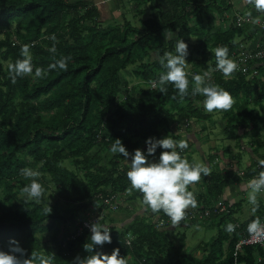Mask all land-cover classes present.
Wrapping results in <instances>:
<instances>
[{
    "label": "trees",
    "instance_id": "16d2710c",
    "mask_svg": "<svg viewBox=\"0 0 264 264\" xmlns=\"http://www.w3.org/2000/svg\"><path fill=\"white\" fill-rule=\"evenodd\" d=\"M97 3L0 0V250L8 251L9 241L15 239L26 250V258L34 252L50 258V264H71L75 257L89 254L83 246L90 231L79 233L82 222L103 213L100 222L111 228L112 243L105 244L102 251L110 254L119 248L128 264H264V247H245L235 256L244 232L231 234L225 227L236 223L238 205L226 203L227 213L205 221L159 228L158 220L168 217L146 209L141 194L129 190L124 160L110 151L116 139L130 153L135 149L146 152L148 137L183 139L179 124L210 123L218 112L226 136L238 142L236 155L228 147L221 152L234 161L228 167L242 165L243 155L248 153L242 144L250 132L255 146L252 163L243 179L233 169L219 170L220 154L210 156L205 163L210 174L202 176L203 190L189 189L196 196L195 208L212 207L231 183L256 176L260 171L257 159H264L259 144L264 142L258 140L264 131V62L255 67L257 73L252 77L237 71L229 78L210 72L211 82L234 98L227 111L207 113L200 95L189 92L181 100L171 84L164 93L152 86L165 71L159 58L164 52L174 54L175 39L188 45L186 61L191 69L187 66L186 70L191 82V74L215 68V48L227 47L232 58L237 40L245 39L249 28L237 27L235 17L227 19L225 30L218 23L233 6L230 0H137L139 8L150 11L148 18L140 19L139 27L124 16L123 24L103 23ZM168 30L175 39L165 40L163 33ZM53 34L56 52L50 53L53 41L49 37ZM25 44L31 45L34 70L47 69L62 56H70L67 70L57 68L41 77L33 72L12 83L9 64L20 58ZM129 75L138 83L131 85ZM186 142L188 148L181 153L184 158L193 146ZM161 151L157 149L149 160H158ZM23 167L41 172L45 193L40 203L25 202L21 194V188L29 183L19 175ZM113 197L112 204L123 198L127 203L139 201L145 211L137 215L138 211L123 209V202L114 210L105 203ZM48 206L51 212L45 210ZM250 209L252 214L242 223L244 231L253 219L264 221L262 199L255 209L250 204ZM115 213L129 214V224L119 226V220L112 217ZM181 227L218 232L187 253V235L176 233ZM128 237L131 246L126 243ZM195 252L202 256L196 257Z\"/></svg>",
    "mask_w": 264,
    "mask_h": 264
},
{
    "label": "clouds",
    "instance_id": "9594fccd",
    "mask_svg": "<svg viewBox=\"0 0 264 264\" xmlns=\"http://www.w3.org/2000/svg\"><path fill=\"white\" fill-rule=\"evenodd\" d=\"M257 11L264 12V0H251ZM163 36L166 41L173 40L174 33L171 30L164 31ZM53 41V46L49 48L50 53L56 52V36L49 37ZM31 45L25 44L20 48V58L9 64V78L12 83L18 77L26 74H33L36 77L47 75L49 71L55 69L67 70L70 56H62L54 63L48 65L47 69H41L32 63L30 52ZM215 68L204 71L200 74L187 72L189 55L188 45L183 39H175V52H164L160 56L159 62L165 69L152 82L153 87H159L164 93L168 84H171L181 100L185 96L200 95L203 97V109L207 113L214 111H227L232 108L234 98L231 93L219 85L211 82V71L220 72L225 78L230 77L238 68L235 60L229 57L227 47H217L214 50ZM159 55V54H158ZM146 152L135 149L129 152L121 140L116 139L110 148L114 154H119L127 167L125 173L130 185V191L135 190L141 194L142 203L146 209L153 213L162 212L166 215L173 226L179 224L185 218V210L189 207L195 208L197 200L195 194L189 190V186L199 182L201 177L210 174V167L205 164L190 162L181 153L188 148V143L184 139L175 140L172 135L164 138L148 137L145 140ZM157 149H161L158 160H149L153 157ZM260 171L256 176L247 182V200L254 206L258 205V194L264 192V159H257ZM19 175L28 180L21 194L25 202L34 201L40 203L45 193V189L39 180L41 172L32 167H23L19 170ZM46 211L51 212L48 206ZM102 216L89 226L90 236L88 242L84 244V249L89 253L86 257L77 256L71 264H128L127 256H121L120 249L114 248L110 254L102 251L105 244L112 243L111 228L101 223ZM238 225L227 223L225 231L232 233ZM247 232L252 239H257L264 235V224L259 218L253 219L247 225ZM100 251H94L95 249ZM0 264H50V258L32 252L30 258H26V250L20 246L19 241L12 239L9 241L8 251L0 250Z\"/></svg>",
    "mask_w": 264,
    "mask_h": 264
},
{
    "label": "rangeland",
    "instance_id": "374dc122",
    "mask_svg": "<svg viewBox=\"0 0 264 264\" xmlns=\"http://www.w3.org/2000/svg\"><path fill=\"white\" fill-rule=\"evenodd\" d=\"M112 0H107L106 5H110L109 8V13L110 16L107 17H101V21L103 23L107 24H114V23H120L123 24V16L130 22H132L135 26H140V19H146L148 18V15L150 14L148 8L143 7L139 8V5L137 3V0H114L113 2H110ZM244 0H230L233 4L230 10L224 11L227 15L230 14V16L234 15V9L236 8V5L242 3ZM221 3V0H220ZM252 9H255V7L252 4V8L246 7L243 11H241L242 16H248L251 14ZM218 11V10H217ZM144 12L145 15H140L139 13ZM254 12H258L255 10ZM259 13V12H258ZM258 13H254L253 15H257ZM231 19V18H230ZM200 20V19H198ZM199 22V21H198ZM207 21L204 20V26H206ZM106 24V25H107ZM215 25V23H214ZM250 29V28H249ZM225 30V29H224ZM175 39V36L174 38ZM241 39L237 40V43L239 42H245L244 39L239 41ZM246 43V42H245ZM248 44V43H247ZM156 59L157 56H154ZM191 65L188 66V71H190ZM197 74V73H193ZM199 74V73H198ZM211 75V73H210ZM130 76V75H129ZM254 76V75H253ZM252 77V76H250ZM229 78V77H228ZM127 80L130 82L131 85L137 84L138 79L133 78L130 76L127 78ZM185 122L189 123L186 124ZM181 125L179 124L178 130L180 135L183 137L184 140H189L193 143V146L191 147V150L188 152V155L185 157L188 159L190 162H195V163H200V164H207V159L210 156H215L220 154V157L222 158L221 161H218V167L219 170H226V169H233L234 171H245L247 167H249L252 163V148H254L251 143L253 141L252 139V132H250L249 136L244 140L243 142V148L242 150L245 153L242 158V165H240L239 168L233 166V167H228L230 163H233L234 161H231L229 159L224 158V155L221 153L224 148L228 147L232 150L233 154L238 153V146H237V141L230 140L225 134V128H224V123L222 121V116L217 112L214 113L213 116V121L208 122V123H203V124H198L197 121L190 122V121H185ZM242 133V131H241ZM240 133V134H241ZM259 141L264 142V131L260 132ZM261 145V150L264 149V144L259 142ZM190 156V158H188ZM206 159H205V158ZM147 159H149L147 157ZM205 164V165H206ZM247 182L248 181H242L241 183H231L230 187L226 189L225 194L220 198V201L226 203L228 200L230 201H235L234 199L236 198L238 202L240 203L242 200H245L248 203L247 200ZM202 186V177L199 182H196L193 185L189 186V189L192 191H202L203 187ZM52 192V191H51ZM50 194V192L47 194V196ZM257 199H262L264 201V192H261L258 194ZM54 202V201H52ZM124 204L123 209H127L129 211H138L137 215H142L143 212L145 211L144 206L139 204V201L136 202H131L127 203L125 199L123 198V201L121 199L117 200L118 205L120 203ZM237 202V201H235ZM237 202V203H238ZM243 204L242 205V212L244 216L242 219H247L250 217L252 214V210L250 209V204ZM131 207V208H130ZM136 215V216H137ZM112 217L116 220H119L120 223H118L119 226L127 225L129 224L130 221H127L129 214H124V213H115L112 215ZM173 229V228H170ZM218 230L217 229H204L201 227H193V228H178L176 233H184L187 235V246H186V252L190 253L192 251H196L197 247L199 245H202L204 242L207 243L209 242L213 237L217 235ZM196 257H201L202 254L195 252Z\"/></svg>",
    "mask_w": 264,
    "mask_h": 264
},
{
    "label": "built area",
    "instance_id": "2783aa9c",
    "mask_svg": "<svg viewBox=\"0 0 264 264\" xmlns=\"http://www.w3.org/2000/svg\"><path fill=\"white\" fill-rule=\"evenodd\" d=\"M235 24L237 27H248L253 29L259 36V39L252 45L247 44L245 42H239L237 51L233 54L231 59L235 60L238 68L237 72H241L244 75L253 76L256 75L255 67L264 62V18L253 17V16H236ZM259 168V167H258ZM260 169V168H259ZM241 178H245L246 172L239 170L236 171ZM115 197L110 200H105L107 205H110V208L116 209L118 203H113ZM228 212V208L226 204L222 201H217L212 207L207 209L202 208H191L185 210V218L179 224L173 226L170 219H159L158 226L159 228H175L180 226L181 224L191 223L195 221H205L211 218L214 215H221ZM102 216L101 221L105 218V214H97L94 215L91 219H84L82 222V226L79 227V233H82L84 229L89 230V226L96 222L99 217ZM264 224V221H261ZM235 225H238L236 230L231 234H235L238 230H242L244 232L243 237L240 239L235 248V256L242 252L243 248L251 247V246H259L264 247V235L257 239H252L247 232V229L244 231L242 229V223L236 222ZM127 245L131 246L132 238H127Z\"/></svg>",
    "mask_w": 264,
    "mask_h": 264
},
{
    "label": "crops",
    "instance_id": "0c3cea01",
    "mask_svg": "<svg viewBox=\"0 0 264 264\" xmlns=\"http://www.w3.org/2000/svg\"><path fill=\"white\" fill-rule=\"evenodd\" d=\"M97 1H99V3H97V4H99V11H100V13H101V17H107V16H110V13H109V8H108V6L110 7V5H106V2H107V0H97ZM114 0H112V1H110V2H113ZM115 2V1H114ZM113 2V3H114ZM232 3V2H231ZM233 5V4H232ZM246 7H249V8H252V3H251V0H244L242 3H240L239 5L237 4L236 5V8L234 9V15H232V16H230V14L229 15H227L226 13H224L223 14V18H220L219 19V24H221V26H222V28L223 29H227L228 28V26H229V23L227 22V19H229L230 21L231 20H233V18L234 17H236V16H242V14H241V11H243ZM256 9H252V11H251V14L250 15H248V16H253V17H259V18H264V12H260V11H258V12H254ZM254 13H258L257 15H253ZM107 15V16H106ZM229 16H230V18H229ZM226 19V20H225ZM259 39V36H258V34L253 30V29H249V31L247 32V35H246V38L244 39V41L246 42V43H248V44H250V45H252V44H254L257 40ZM239 41H241V40H239ZM197 190V189H196ZM235 201H237L238 202V200L235 198L234 199ZM220 201V200H219ZM235 201H230V200H228V202H226V203H228L229 205H238V207H237V211H239V212H237V215L235 216V218H236V222H240V223H243L244 221H246L247 219H242V217L244 216V214H243V212H242V205L243 204H245V203H247L245 200H242L240 203L238 202H235ZM225 203V204H226ZM241 205V206H240Z\"/></svg>",
    "mask_w": 264,
    "mask_h": 264
}]
</instances>
